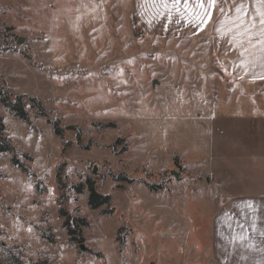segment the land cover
Wrapping results in <instances>:
<instances>
[{
	"label": "rangeland",
	"instance_id": "374dc122",
	"mask_svg": "<svg viewBox=\"0 0 264 264\" xmlns=\"http://www.w3.org/2000/svg\"><path fill=\"white\" fill-rule=\"evenodd\" d=\"M127 8L128 0H0V87L28 114L0 100V134L28 168L0 151V264H209L220 194L196 167L209 128L193 83L182 82L194 76L182 66L193 46L145 33L136 19L135 35ZM58 165L62 205L87 221L83 241L70 239L57 211ZM87 177L109 203L89 206ZM79 182L83 193L69 188Z\"/></svg>",
	"mask_w": 264,
	"mask_h": 264
},
{
	"label": "crops",
	"instance_id": "0c3cea01",
	"mask_svg": "<svg viewBox=\"0 0 264 264\" xmlns=\"http://www.w3.org/2000/svg\"><path fill=\"white\" fill-rule=\"evenodd\" d=\"M197 4L128 0L127 10L145 33L193 46L182 66L194 76L182 82L193 83L209 128L196 167L220 194L204 261L264 264V0Z\"/></svg>",
	"mask_w": 264,
	"mask_h": 264
},
{
	"label": "trees",
	"instance_id": "16d2710c",
	"mask_svg": "<svg viewBox=\"0 0 264 264\" xmlns=\"http://www.w3.org/2000/svg\"><path fill=\"white\" fill-rule=\"evenodd\" d=\"M135 22L136 20L135 18H133L132 31L136 35L138 32H137V28L135 27ZM0 100L4 105L9 107L16 116L24 120L28 118L27 111L24 109L23 102L20 100V98H16V100H10L9 93L6 90H3L1 87H0ZM32 100L37 105L40 113L45 114V110L42 106L41 100L34 97L32 98ZM106 125H111V123H107ZM2 126H3L2 119L0 117V129L2 128ZM53 132L58 136H61L62 134V127H60L56 121H53ZM6 150L11 152V162L14 165L18 166L21 170L27 172L28 168L19 159L17 155V151L15 150L13 144L7 138H5L0 134V151H6ZM24 155L28 158H31V156L27 153H24ZM55 179L58 184V188L61 190L57 198V202L59 204L57 211L58 214L63 217L62 226L66 229V232L71 240H75L76 237H78L79 241H83V236H81L80 225H87V221L85 220L84 217L71 215L68 212L67 208L64 205H62V202L65 198L64 197L65 192L63 190V188L65 187L64 184L65 180H63L62 178L61 165L57 166L55 172ZM86 187L88 189L87 202L91 208H97L104 203H109L110 195L98 192L94 186V181L90 177L86 178ZM69 188H72L74 191L78 193L84 192V184L82 182L71 184ZM42 236H44L50 242L54 241L50 235L47 234L45 235L44 233H42Z\"/></svg>",
	"mask_w": 264,
	"mask_h": 264
},
{
	"label": "snow or ice",
	"instance_id": "6c2138e0",
	"mask_svg": "<svg viewBox=\"0 0 264 264\" xmlns=\"http://www.w3.org/2000/svg\"><path fill=\"white\" fill-rule=\"evenodd\" d=\"M175 3L176 4H180L181 0H175ZM183 3L185 5V8H187L189 6V0H183ZM214 4H215V0H207V7L210 8V7L214 6ZM197 6L201 7V8H204L205 7L204 0H198ZM203 14H207V13L205 12V13H202L200 15H203Z\"/></svg>",
	"mask_w": 264,
	"mask_h": 264
},
{
	"label": "water",
	"instance_id": "95a60500",
	"mask_svg": "<svg viewBox=\"0 0 264 264\" xmlns=\"http://www.w3.org/2000/svg\"><path fill=\"white\" fill-rule=\"evenodd\" d=\"M80 247H81V248H83V247H84V245L81 243V244H80Z\"/></svg>",
	"mask_w": 264,
	"mask_h": 264
}]
</instances>
